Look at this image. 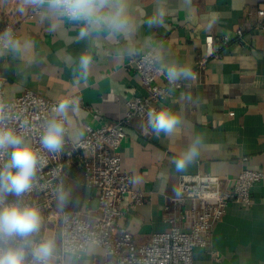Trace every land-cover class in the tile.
<instances>
[{"label": "crops", "instance_id": "crops-1", "mask_svg": "<svg viewBox=\"0 0 264 264\" xmlns=\"http://www.w3.org/2000/svg\"><path fill=\"white\" fill-rule=\"evenodd\" d=\"M130 32L110 38L104 31L79 37L80 24L65 20L55 31L32 7L22 13L19 0H0V10L18 27V38L34 43L27 51H0V79L7 99L25 90L59 101L78 96L77 111L68 125L73 141L86 135L85 125L114 124L127 114V102L146 96L140 75L130 64L147 50L159 56V65L172 62L196 68L205 55V38H215L218 58L209 60L196 81L159 107L170 108L182 118L171 136H157L147 117H134L126 128L120 149L122 168L132 176V189L146 200L126 213L122 225L139 244L152 236L183 227L172 200L182 175L207 173L231 186L245 168L264 172V31H256L249 12L264 9V0H128ZM162 7V25L144 21ZM243 30L244 37L236 39ZM231 38L224 44L221 38ZM93 58L90 74L81 77L78 58ZM162 84V80L159 81ZM100 110L94 119L91 110ZM196 143L198 154L185 170L177 171L172 160ZM86 201V200H85ZM99 215L97 201L91 202ZM91 248L82 264H92ZM193 264H264V179L252 194L248 207L233 203L218 221L208 245L196 247Z\"/></svg>", "mask_w": 264, "mask_h": 264}, {"label": "built area", "instance_id": "built-area-1", "mask_svg": "<svg viewBox=\"0 0 264 264\" xmlns=\"http://www.w3.org/2000/svg\"><path fill=\"white\" fill-rule=\"evenodd\" d=\"M5 2L6 0H1ZM37 12V11H35ZM256 22V31H264V9L249 12ZM11 29L18 37V27L0 10V34ZM244 37L243 30L236 32V39ZM224 44L232 40L221 38ZM215 38H205V55L192 68L195 77L169 83L166 74L158 71L159 56L147 50L139 58H132L130 64L140 75L143 86L148 89L146 96H134L127 102L126 117L114 124L85 125L86 135L80 143L69 136L62 152L50 154L39 144L42 126L51 116V109L59 101L47 99L32 90H25L13 99L6 98L4 80L0 79V113L7 115L11 126L26 131L33 147L40 150L43 164L38 171L35 186L22 199L39 207L44 222L41 232L35 237L53 236L56 250L53 264H82L91 248L101 251L91 258L92 264H193L196 247L208 245V238L214 225L225 215L228 207L239 204L252 205L255 186L264 179V172L245 168L229 186L219 176L197 173L182 175L178 182V193L172 202L178 210L183 227L175 220L173 228L157 233L147 244H139L131 231L122 225L126 213L135 210L146 198L132 189V176L122 168L120 149L127 138L126 128L134 117H147L150 109L160 108L159 103L168 101L198 80L207 68L209 60L218 58L220 52L214 49ZM3 48L0 46V51ZM162 80V84L159 82ZM100 110H91L94 119ZM8 159L0 153V166ZM78 167L85 173L86 186L90 190L82 211L66 210L59 195H65L66 172L70 167ZM17 200L14 194H6L5 202ZM97 201L99 215L93 216L91 202ZM27 259L31 261V256Z\"/></svg>", "mask_w": 264, "mask_h": 264}, {"label": "clouds", "instance_id": "clouds-1", "mask_svg": "<svg viewBox=\"0 0 264 264\" xmlns=\"http://www.w3.org/2000/svg\"><path fill=\"white\" fill-rule=\"evenodd\" d=\"M19 11L32 7L42 10V19L49 21V30L55 31L65 21L80 24L79 37L85 39L93 33L104 31L110 38L130 32L131 17L128 0H19ZM166 11L157 7L154 14L144 23L148 27L162 25ZM30 39L16 37L11 29L0 34V46L14 53L27 51L33 45ZM93 58L84 53L78 58L81 77L90 74ZM163 71L170 84L179 80H190L195 73L188 64L172 62L163 65ZM77 111L76 103L71 99L61 100L51 109V116L45 120L39 136V144L50 154L63 151L69 136L67 123L70 113ZM182 118L170 108L160 107L148 112V128L157 136L173 135L181 126ZM82 134L75 140L80 143ZM0 153H6L8 159L0 166V264H53L56 240L53 236L35 237L41 232L44 218L41 210L33 203L22 199L35 186L38 171L43 164L40 150L33 147L25 130L11 126L7 115L0 113ZM198 154L196 143L188 146L172 160L176 170L183 171ZM6 194H14L17 200L5 202ZM63 201L65 195L61 193ZM31 256V261L27 259Z\"/></svg>", "mask_w": 264, "mask_h": 264}, {"label": "trees", "instance_id": "trees-1", "mask_svg": "<svg viewBox=\"0 0 264 264\" xmlns=\"http://www.w3.org/2000/svg\"><path fill=\"white\" fill-rule=\"evenodd\" d=\"M89 194L84 171L76 166L70 167L65 178V199L63 200L65 209L74 212L82 211Z\"/></svg>", "mask_w": 264, "mask_h": 264}]
</instances>
